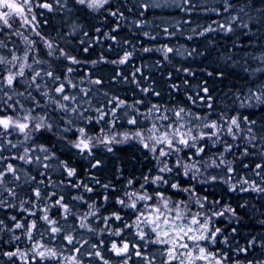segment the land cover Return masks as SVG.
Here are the masks:
<instances>
[{
    "label": "trees",
    "instance_id": "1",
    "mask_svg": "<svg viewBox=\"0 0 264 264\" xmlns=\"http://www.w3.org/2000/svg\"><path fill=\"white\" fill-rule=\"evenodd\" d=\"M33 2L38 4L42 0H33ZM48 2L53 4L52 12L33 7L39 23V31L54 45L65 49L80 61L79 64L72 66L75 70L71 74L77 88L67 89L68 94L76 96V100L70 102V107L79 109L78 113H70L74 127L85 126L84 120L91 116V130L95 134L100 127L95 124L96 109L101 108L105 111L111 109L112 105L108 101L112 97L124 100L126 105L142 100L143 103L137 105V108L143 114L147 113L151 104H158L162 110L184 106L191 109L193 113L203 115L208 111L206 101L202 102L198 96H203L202 89L207 87L215 109L213 119L221 111H227L230 115L239 113L241 120L244 117L254 120L256 124L253 132L257 137H264V103H258L254 97L248 98L251 92L259 94V89L264 85V71H257V69H264V0H229L232 7L228 12L223 11L225 7L223 0H191L190 4H185L184 0H110L105 9L96 12L86 8L81 9L80 6L75 5L74 0H61L62 4H66L63 8L57 5L55 0H48ZM143 4L149 5L147 10L142 7ZM157 4L160 6L157 7ZM111 11H117L120 15H109ZM232 16H236L237 19L232 21ZM229 22L233 29L231 32H225L218 27L219 24L228 26ZM244 24L248 27H243ZM209 26L216 31L205 32L203 36L199 35ZM7 31L5 29V32ZM26 34H30V38L37 42V50L33 54L41 60L50 62L41 66L33 65V67L37 70L43 67L63 76L66 71L64 66L66 62L62 63L48 57L43 41L34 33ZM0 40L5 41L8 49L24 47L15 36L6 38L0 34ZM165 44L174 49V52L169 54L168 60L164 59L160 51ZM84 48L88 51L85 52ZM144 48H151L153 51L146 53L143 51ZM125 52L132 55L124 64L112 63V61H119ZM189 53L192 54L189 55ZM0 54L7 55V49H0ZM28 63H31V60ZM184 68L190 69L192 74L177 71ZM25 72L30 79V70L25 69ZM97 79L101 80V84L91 83ZM185 80L188 81L187 84ZM38 82L42 89L55 94V84L48 78ZM173 85H178L179 90H174ZM144 88L149 89V92H143ZM26 89V83L22 81L17 83L16 91L24 92L25 96H14L13 100L19 99L24 108L28 109L33 104L31 100L25 98ZM28 90L37 97L40 105H45L44 98L36 92L34 87ZM153 92H158L160 95H153ZM189 96L196 101L195 104L188 100ZM241 103L246 106L241 107ZM41 111V108H37V114ZM47 111L56 122L54 132L38 133L28 141H24L22 135L5 138L17 144L15 149L5 147L0 151V155L5 158L22 154L25 147L35 150L43 146L49 149L48 155L52 159L44 161V153L33 151L30 155L33 159L36 156L41 157L40 164H24L13 159L0 161L2 167H6L8 163L14 164L20 176L19 181L13 180L11 176L5 178V186L13 188L17 195L15 198L8 197L7 192L0 189V199L14 205L13 207L0 206V220L4 221V226L13 228L12 216H16L22 223H31L43 214L39 209L44 208L47 203L50 206L49 217L59 222L56 226L61 227L63 232L53 240L48 239L50 232L45 233L41 242H47L50 247H58L64 256L72 255L75 254L73 246L62 239L63 235L71 232L76 239L75 247L81 248V253L78 254L81 264H101L97 258L88 255L89 252L95 251L92 245H100V241L103 240L110 248L113 241L118 243L122 241V237L113 236L109 231H101L106 227L104 217L118 213L129 224L135 218L129 210L122 209L115 203L116 195L123 194L129 179L135 181L134 189H139L145 175L156 174L157 163L152 154L137 140L113 143L109 145L112 148L111 152L106 146L97 145L92 149L91 156L79 154L76 149L67 146L66 140H60V129L65 126L64 121L69 117L64 113L53 112L51 107H47ZM125 111L131 113V110L126 108L117 110L119 121L116 124V131L121 133L131 128L126 123ZM139 118L141 121L144 120L143 115ZM108 119H111L110 115ZM242 127L247 126L242 124ZM63 135L72 139L75 133L69 132ZM222 140L233 144L232 150L224 152L223 143H216L213 147L212 142L208 141L203 160H210L214 156L219 157L220 153L224 152V158L233 162L234 183L246 178L249 184L255 182L264 186V156L260 154L264 151V142L257 140L256 146L252 147L243 137L233 141L231 137L223 136ZM245 147L249 150L247 156L243 155ZM171 160L174 162L175 157ZM60 161H66L70 167L75 168L76 175L68 178L66 172L60 167ZM97 161L99 165L93 168L92 164ZM44 163L49 164L47 169L43 167ZM257 163L262 165L261 169L255 168ZM245 164L248 165L247 168L244 167ZM179 171L178 177L175 173L173 174L175 177L173 182L178 179L183 186L187 187L189 181L182 175L183 169ZM256 172H260L261 175L257 176ZM209 174L224 175L220 169L216 168H209L205 176ZM69 179L73 184L92 187L93 192H87L82 186H70ZM191 183L199 196H207L209 201L220 200V207L230 205L236 210L238 220L226 214L224 217L217 218L215 223L216 227L223 230L219 241H224L227 237V243L218 241L214 247L227 252L232 258L227 261V264H248L249 261L252 264H258L259 261H264V193L228 192V186L222 182L201 184L199 181H192ZM105 184L111 185L107 191L103 188ZM37 187L40 188L44 198L40 201H36L33 195V189ZM105 195L109 197L108 201L104 200ZM166 195H171V191L169 190ZM61 196L64 197L63 203L67 204L73 213L68 215L66 220L62 216L63 210L53 206ZM77 196H82L83 200H74L73 197ZM186 196L187 194L181 193L172 195V199L179 200ZM25 200L32 201L24 207L30 212H36V216L21 210V202ZM33 203L38 207L34 208ZM89 205H92L91 211L96 212V215L88 216L85 223L94 228L95 232H89L78 226L79 218L90 211ZM140 207L143 209V204H140ZM118 226L120 222L113 220L107 227L115 229ZM48 227L45 222L38 220L37 240H41L39 233L45 232ZM233 228L236 229L235 232L232 231ZM132 231L134 232L135 229ZM13 234L20 236L21 240L13 241ZM123 240L140 243L128 233V230H125ZM249 242L252 243V247H249ZM17 247L21 249L31 247L23 235V230H15L14 233L7 230L0 231V253L15 251ZM156 247L149 244L141 250L151 259ZM242 248H246L247 251H238ZM69 249L72 251L70 252ZM99 250L109 260V264H119L121 258L107 251L103 245H100ZM160 259L161 257H156L153 264H159ZM0 264H7V259L0 256ZM16 264L21 262L17 260ZM129 264H144V262L133 256Z\"/></svg>",
    "mask_w": 264,
    "mask_h": 264
},
{
    "label": "snow or ice",
    "instance_id": "2",
    "mask_svg": "<svg viewBox=\"0 0 264 264\" xmlns=\"http://www.w3.org/2000/svg\"><path fill=\"white\" fill-rule=\"evenodd\" d=\"M190 2L191 0H184L185 4H190ZM223 2L225 5L223 11L228 12L232 5L229 3V0H223ZM55 3L61 8L66 7V4H62L61 0H55ZM74 3L80 6L81 9L86 8L91 11H98L105 9V6L109 4V0H74ZM156 6L159 7L160 5L157 4ZM33 7L46 9L49 12L53 11V4L48 2V0H42L38 4H34L33 0H0V34L6 38L18 37L20 43L24 45L23 49L18 46L8 49L5 41L0 40V49H7V55L0 54V151L4 150L5 147L17 148V144L12 143L9 139H5L7 137L22 135L24 141H28L38 133L54 132L56 130V122L52 120L47 107H51L53 112L64 113L69 117L64 121L65 126L60 129V140H66L67 146H70L71 149H76L79 154L91 156L92 149L97 144L105 145L107 150L111 152L112 148L109 145L113 143L137 140L144 149L152 154L153 159L156 161V174L154 176L151 174L145 175L143 177L144 182L139 185V189H134L135 181L133 179L127 181L123 194L116 195L115 203L120 208L129 210L130 214L135 218L129 224L118 213H113L110 217H104L106 227L101 229V231H109L113 236L122 237V241L120 243L113 241L110 248L107 247L103 240L100 241V245H103L107 251L115 256L120 257L119 264H129L133 256L142 260L144 264H153L156 257H161L159 264H227V261L232 258L227 252L214 247L223 234V230L220 227H216L215 223L217 218L224 217L226 214L236 217L238 220L236 210L230 205L220 207V200L209 201L207 196H199L195 190V186L191 182L199 181L201 184L222 182L228 186V192L252 191L264 193V186L255 182L249 184L246 178H242L239 182L234 183L233 174L235 169L233 162L224 158V152H230L233 144L223 141V136L231 137L233 141L243 137L252 147L256 146L255 142L257 140L264 142V137H257L253 132L256 122L249 120L248 117H244L241 120L239 113L230 115L227 111H221L213 119L215 109L212 97L208 95V88L204 87L202 89L204 95L198 96L202 102L206 101L208 111L203 115L193 113L191 109L184 106H176L172 109L164 108L162 110L158 104H151L147 109V113L143 114L137 108V105L143 103L142 100H137L133 104L126 105L124 100L112 97L108 101L112 105L111 109L107 111L101 108L96 109L95 124L100 125V127L95 134L91 130V116L84 120L85 126L74 127V121L70 113H78L79 109L70 107V102L75 101L76 96L68 94L67 89L77 88V84L72 80L71 74L75 70L72 66L79 64L80 61L75 56L70 55L65 49L54 45L51 40L46 39L41 34ZM142 7L147 10L149 5L143 4ZM211 11H216V9H211ZM217 14L219 13L217 12ZM109 15L117 16L120 13L111 11ZM236 19V16H232L231 18L232 21ZM218 27L225 32L233 30L231 22H229L228 26L219 24ZM243 27L247 28L248 25L244 24ZM5 29L8 31L5 32ZM208 31H216V29L209 26L200 32L199 35L203 36ZM165 32H167V29H165ZM26 33H34L36 37H39L43 41L48 57L62 63L66 62L64 65L66 71L63 73V76L57 75L54 71L43 67H40L39 70L33 67V65L41 66L50 62L41 60L33 54L37 50V42L30 38V34ZM188 38L191 39V37ZM84 51L87 52L88 49L84 48ZM143 51L147 53L153 51V49L144 48ZM160 51L164 59L168 60L169 54L173 53L174 49L165 44ZM191 54L189 53V55ZM131 55L132 53L125 52L119 61H112V63L124 64ZM29 60H31V63H28ZM93 63H96V61H93ZM25 69L30 70V79L27 77ZM177 71H183L188 75L192 74L188 68L177 69ZM257 71H264V69H257ZM44 78H48L55 84L54 95L51 91L41 88L38 81ZM21 81L27 84V96L25 98L31 100L33 104L28 109L24 108L23 103L19 99L13 100L14 96H25L24 92L16 91V84ZM91 83L99 85L101 84V80L97 79L91 81ZM187 83L188 81L185 80V84ZM33 87L44 98L45 105H40L37 97L28 90ZM172 87L174 90H179L178 85H173ZM45 88H47V85H45ZM81 91L84 90L81 89ZM142 91L147 93L149 89L144 88ZM152 94L156 96L160 95L158 92H153ZM253 97L258 103H264V85L259 89V94L251 92L248 98L251 99ZM188 100L192 101L193 104L196 103L191 96L188 97ZM240 106L244 107L246 105L241 103ZM37 108L42 109L40 114H37ZM121 108L131 110V113L129 111H125L124 113V116L127 117L126 123L131 128L122 133L116 131V124L119 121L117 110ZM109 115L111 116L110 120L108 119ZM141 115L144 116L143 121L139 118ZM81 118L83 119L82 116ZM242 124L247 127H242ZM69 132L75 133L74 138L68 139L63 135V133ZM208 141L212 142L213 147L216 143L224 144V152H221L219 157L214 156L210 158V162L203 160V154L206 152ZM33 151L44 153V161L52 159L48 155L49 149L41 146L35 150L25 147L22 154L9 158L0 155V161L13 159L19 160L24 164H40L41 157L36 156L33 159L30 155ZM260 154L264 156V151ZM243 155H249L247 147L244 148ZM172 157H175L174 162L171 160ZM59 163L68 178L76 175V169L70 167L66 161H60ZM98 165L99 161L93 163L92 167L96 168ZM43 167L47 169L49 164L44 163ZM244 167L247 168L248 165L245 164ZM181 168L183 169L182 175L189 181L187 187L183 186L178 179L176 182H173L175 179L173 174L175 173V176L178 177ZM209 168L220 169L224 175L209 174L205 176ZM255 168L261 169L262 165L257 163ZM17 172V167L12 163H8L6 167L0 166V189L7 192L8 197L15 198L17 193L13 188L5 186V178L11 176L13 180L19 181L20 176ZM255 174L257 176L261 175L260 172H256ZM201 177L204 178L201 179ZM97 183L99 182L97 181ZM69 185L74 187L82 186L87 192H93L92 187L73 184L71 179H69ZM103 188L107 191L111 188V185L105 184ZM169 190L171 191V195H166ZM113 191L116 190L113 189ZM181 193L187 194L186 198L179 200L172 199V195H180ZM33 195L36 201L44 199L39 187L33 189ZM73 199L83 200V197L77 196L73 197ZM108 199L109 197L105 195L104 200L108 201ZM63 200L64 197L61 196L55 201V205L53 206L63 210L62 216L66 220L68 215L73 213L70 207L63 203ZM28 203H32V201H22L21 210L31 216H36V212H30L29 209L24 207ZM140 204H143V209H141ZM0 206L13 207L14 205L7 204L6 201L0 199ZM33 207H38V205L33 203ZM49 207L46 203L44 208L39 209L43 214L38 217V220H42L49 226L45 229V232L39 233L41 240L36 239V233L39 231L37 219L32 220L31 223H22L17 220L16 216H12L11 220L14 223V228L4 226V221L0 220V231L7 230L14 233L15 230H23V235L31 245L28 249L17 247L15 251L0 253V256L7 259V264H16L17 260L21 264H81L78 255L81 253V248L75 247L76 239L71 232L63 235L62 239L73 246L75 254L64 256L58 247H50L47 242H41L45 233L50 232L48 239L53 240L63 232L61 227L56 226L59 222L49 217ZM240 207H244V205H240ZM89 209L90 211L85 216L79 218L78 226L81 229H87L89 232H95L94 228L89 227L85 223L88 216L96 215V212L91 211L92 205H89ZM113 220L120 222V226L115 229L107 227L109 222ZM133 229H135L134 232L132 231ZM125 230H128V233L133 235L134 239L140 243L124 241L123 234ZM232 231L235 232L236 229L233 228ZM12 240L20 241L21 237L13 234ZM219 242L227 243V237H225L224 241ZM149 244L157 246L151 259L143 254L141 250L142 247ZM100 245L93 244L92 248L95 251L89 252L88 255L97 258L101 261V264H109V260L99 250ZM249 247H252L251 242H249ZM69 251L71 252L72 249H69ZM238 251L246 252L247 249L242 248ZM248 264H252V262L249 261ZM258 264H264V261H259Z\"/></svg>",
    "mask_w": 264,
    "mask_h": 264
},
{
    "label": "rangeland",
    "instance_id": "3",
    "mask_svg": "<svg viewBox=\"0 0 264 264\" xmlns=\"http://www.w3.org/2000/svg\"><path fill=\"white\" fill-rule=\"evenodd\" d=\"M110 1V0H109ZM93 12H96V11H93ZM155 115V114H154ZM97 145H102V146H105V145H103V144H97ZM153 157V156H152ZM206 161H209L210 162V160H206Z\"/></svg>",
    "mask_w": 264,
    "mask_h": 264
}]
</instances>
